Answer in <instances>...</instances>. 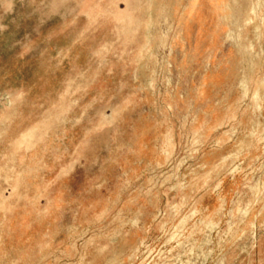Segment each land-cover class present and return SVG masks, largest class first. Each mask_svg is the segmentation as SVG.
Wrapping results in <instances>:
<instances>
[{
    "label": "rangeland",
    "instance_id": "374dc122",
    "mask_svg": "<svg viewBox=\"0 0 264 264\" xmlns=\"http://www.w3.org/2000/svg\"><path fill=\"white\" fill-rule=\"evenodd\" d=\"M0 264H264V0H0Z\"/></svg>",
    "mask_w": 264,
    "mask_h": 264
}]
</instances>
